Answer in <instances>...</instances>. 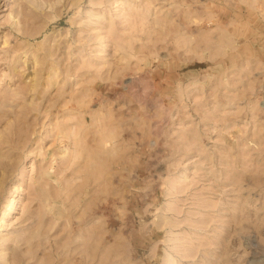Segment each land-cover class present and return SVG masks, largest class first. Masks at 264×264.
Returning a JSON list of instances; mask_svg holds the SVG:
<instances>
[{
  "label": "rangeland",
  "instance_id": "obj_1",
  "mask_svg": "<svg viewBox=\"0 0 264 264\" xmlns=\"http://www.w3.org/2000/svg\"><path fill=\"white\" fill-rule=\"evenodd\" d=\"M0 264H264V0H0Z\"/></svg>",
  "mask_w": 264,
  "mask_h": 264
},
{
  "label": "bare ground",
  "instance_id": "obj_2",
  "mask_svg": "<svg viewBox=\"0 0 264 264\" xmlns=\"http://www.w3.org/2000/svg\"><path fill=\"white\" fill-rule=\"evenodd\" d=\"M83 140H84V139H83ZM83 140H82V141H83Z\"/></svg>",
  "mask_w": 264,
  "mask_h": 264
}]
</instances>
